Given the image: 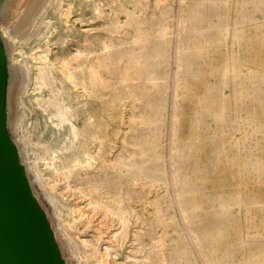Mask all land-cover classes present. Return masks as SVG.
Instances as JSON below:
<instances>
[{
	"label": "bare ground",
	"instance_id": "6f19581e",
	"mask_svg": "<svg viewBox=\"0 0 264 264\" xmlns=\"http://www.w3.org/2000/svg\"><path fill=\"white\" fill-rule=\"evenodd\" d=\"M126 1L2 0L11 136L67 264H216L210 234L196 221L180 165L185 152L178 138L179 111L185 75L195 70L189 34L197 20L195 12L191 21L186 12L195 0H180L176 40L170 23H158L150 33L137 22L149 0ZM263 12V2L254 4L252 15L263 18ZM255 26L264 33V23ZM215 30L233 39L236 34L231 24ZM251 74L256 104L264 92L256 83L263 76L258 69ZM115 75L121 87L137 88L120 94V100H129L125 108L148 126L145 132L117 136L120 148L110 139L106 121L107 93ZM143 79L152 82L157 95L145 88ZM136 100L149 108L135 113L131 103ZM168 117L172 127L166 153L161 148L167 138L157 133L165 131ZM259 134L263 129L253 127V152L261 147ZM139 185L155 188L157 199L151 205L168 212L174 243L156 236L151 220L143 219ZM228 213L223 202L210 212L214 218Z\"/></svg>",
	"mask_w": 264,
	"mask_h": 264
},
{
	"label": "rangeland",
	"instance_id": "374dc122",
	"mask_svg": "<svg viewBox=\"0 0 264 264\" xmlns=\"http://www.w3.org/2000/svg\"><path fill=\"white\" fill-rule=\"evenodd\" d=\"M169 1L160 4L159 0H149L139 10L137 22L143 30L152 33L156 24L170 23L173 32L177 31L182 4L180 0ZM212 1L195 0L186 12L190 21L195 12L197 20L189 34L195 70L185 75V95L179 111L178 138L185 152L180 165L191 191L190 206L197 223L210 234L209 249L216 264H264V92L253 104L251 74L254 69L260 71L263 82L256 85L264 88V33L255 26L264 23V12L263 18L252 15L256 3L263 2L264 10V0H215L214 5ZM91 15L89 10L88 16ZM226 24L236 28L234 39L215 30ZM204 25L210 30L204 31ZM175 35L177 32L173 35L176 40ZM226 73L234 74V79L225 78ZM113 78L106 99V121L110 139L116 140L120 148L122 141L117 136L145 132L148 126L132 117L130 107L125 108V104L130 105L129 100H120V94L137 92V88H123L119 77ZM142 81L155 95L152 82ZM171 88L174 89L173 84ZM170 100L172 104L173 99ZM131 104L135 105V113L149 108L143 100ZM164 122L165 131L157 134L167 138L161 148L167 153L172 126L169 117ZM253 127L263 129L258 136L262 149L254 152ZM156 199L155 188L144 190L139 185L138 208L143 219L151 220L156 236H165L174 243V224L167 211L158 212L159 206L151 205ZM218 202H223L229 213L214 218L210 212ZM39 203L46 211L44 204ZM45 204L49 206L47 201ZM176 248L189 253L185 248ZM119 258L123 259L124 253Z\"/></svg>",
	"mask_w": 264,
	"mask_h": 264
},
{
	"label": "water",
	"instance_id": "95a60500",
	"mask_svg": "<svg viewBox=\"0 0 264 264\" xmlns=\"http://www.w3.org/2000/svg\"><path fill=\"white\" fill-rule=\"evenodd\" d=\"M8 82L0 34V264H67L8 127Z\"/></svg>",
	"mask_w": 264,
	"mask_h": 264
}]
</instances>
